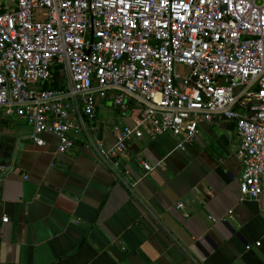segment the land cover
<instances>
[{"label": "built area", "instance_id": "1", "mask_svg": "<svg viewBox=\"0 0 264 264\" xmlns=\"http://www.w3.org/2000/svg\"><path fill=\"white\" fill-rule=\"evenodd\" d=\"M58 64L64 88L44 89ZM109 97L136 115L113 127L107 148L85 135V117L94 120L98 101ZM0 114L29 124L37 146L46 144L44 133L55 134L59 153L83 139L116 173L133 138L171 131L183 147L201 122L231 121L241 137L240 200L257 199L264 0H0ZM12 169L0 163V182Z\"/></svg>", "mask_w": 264, "mask_h": 264}, {"label": "crops", "instance_id": "2", "mask_svg": "<svg viewBox=\"0 0 264 264\" xmlns=\"http://www.w3.org/2000/svg\"><path fill=\"white\" fill-rule=\"evenodd\" d=\"M135 115L99 100L85 135L110 148ZM31 132L0 114V163H13L0 182V264H264V192L240 200L234 122H201L183 147L171 131L133 138L121 178L83 139L59 153L55 134L40 147Z\"/></svg>", "mask_w": 264, "mask_h": 264}, {"label": "trees", "instance_id": "3", "mask_svg": "<svg viewBox=\"0 0 264 264\" xmlns=\"http://www.w3.org/2000/svg\"><path fill=\"white\" fill-rule=\"evenodd\" d=\"M54 77L53 80L43 84L44 89H62L64 88L65 75L62 73L61 65L58 64L54 67Z\"/></svg>", "mask_w": 264, "mask_h": 264}, {"label": "rangeland", "instance_id": "4", "mask_svg": "<svg viewBox=\"0 0 264 264\" xmlns=\"http://www.w3.org/2000/svg\"><path fill=\"white\" fill-rule=\"evenodd\" d=\"M183 67L184 66H181V65L177 66L178 69H184Z\"/></svg>", "mask_w": 264, "mask_h": 264}, {"label": "water", "instance_id": "5", "mask_svg": "<svg viewBox=\"0 0 264 264\" xmlns=\"http://www.w3.org/2000/svg\"><path fill=\"white\" fill-rule=\"evenodd\" d=\"M8 164H10V163H8Z\"/></svg>", "mask_w": 264, "mask_h": 264}]
</instances>
